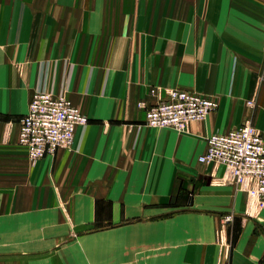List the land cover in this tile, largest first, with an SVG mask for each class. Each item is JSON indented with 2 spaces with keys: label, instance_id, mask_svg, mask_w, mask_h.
Returning a JSON list of instances; mask_svg holds the SVG:
<instances>
[{
  "label": "crops",
  "instance_id": "obj_1",
  "mask_svg": "<svg viewBox=\"0 0 264 264\" xmlns=\"http://www.w3.org/2000/svg\"><path fill=\"white\" fill-rule=\"evenodd\" d=\"M258 84L264 137V0H0V244L44 249L39 264H264L252 222L219 252L247 195L198 161ZM156 85L218 104L185 131L150 127L137 102ZM36 89L88 123L32 163L18 129Z\"/></svg>",
  "mask_w": 264,
  "mask_h": 264
},
{
  "label": "built area",
  "instance_id": "obj_2",
  "mask_svg": "<svg viewBox=\"0 0 264 264\" xmlns=\"http://www.w3.org/2000/svg\"><path fill=\"white\" fill-rule=\"evenodd\" d=\"M150 93L152 101L137 103L150 127L185 131L190 122L204 120L217 107L216 100L193 91L157 87ZM247 104L252 106L253 101ZM87 123V115L74 107L65 94L36 89L19 119L18 143L25 147L33 163L58 148L69 149L76 127ZM198 161L224 166L229 183L246 193L249 209L256 212L264 207V138L250 121L208 135L206 150ZM230 218L226 215L224 219Z\"/></svg>",
  "mask_w": 264,
  "mask_h": 264
},
{
  "label": "rangeland",
  "instance_id": "obj_3",
  "mask_svg": "<svg viewBox=\"0 0 264 264\" xmlns=\"http://www.w3.org/2000/svg\"><path fill=\"white\" fill-rule=\"evenodd\" d=\"M260 84L255 85L254 93L244 101V109L248 111L250 114L245 117V121H250L262 134L260 129L255 125V119H253V113H255V110L258 109L259 103L257 101V93L260 88ZM160 86H153L149 89L150 97L152 98V95L150 93V90L152 88H157ZM200 94V93H199ZM55 95V94H54ZM203 95V94H202ZM207 97H210L214 100H216L214 97L205 95ZM69 98V97H68ZM71 103L76 107L79 111H81V107L74 102L71 98H69ZM253 101V105L249 106L247 103L248 101ZM141 101V100H139ZM138 101V102H139ZM137 102V103H138ZM217 104L218 101L216 100ZM138 106V105H137ZM83 113V112H82ZM263 136V135H262ZM264 138V137H263ZM63 218L67 221L71 220V213L69 212H61ZM225 218V217H224ZM252 222V227L249 230V236H251L254 239H260L262 242V247H264V211H252L248 207V202L246 201V207L244 209V212L238 216V220H235V216L232 214L231 218L229 220L222 219L219 226L215 230V236L219 239V252L221 254L228 253L230 250L237 246L235 244V239L238 236H241L243 234L244 226ZM107 226L103 225L102 227ZM108 227L101 228V227H94L91 228L89 232L97 231V230H103L107 229ZM74 234V233H71ZM1 239H7V237L1 238ZM44 249H35L33 245H17V244H0V264H39L43 262V258L39 257V255H42L40 252H42Z\"/></svg>",
  "mask_w": 264,
  "mask_h": 264
}]
</instances>
